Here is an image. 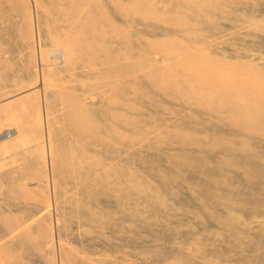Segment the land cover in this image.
I'll return each mask as SVG.
<instances>
[{
  "label": "rangeland",
  "instance_id": "obj_1",
  "mask_svg": "<svg viewBox=\"0 0 264 264\" xmlns=\"http://www.w3.org/2000/svg\"><path fill=\"white\" fill-rule=\"evenodd\" d=\"M23 1L25 3H23ZM27 1L28 0H0V99L2 100L0 101L2 102V108L5 105L3 109L6 108V104H8L9 101L15 103L14 107L18 108L14 109L12 107H8L9 112L7 109H5V111L7 110L8 113H4V111H2V109L0 108V124L4 126L7 125L9 127L24 126V133L27 134L25 136V134L23 133V137L21 136V142L20 139H18L14 144V146H16V149L14 146H12L9 154L4 153L3 150H0V160L2 158L1 156H3L4 154H6L5 159H8L7 162L0 164V224L3 225V227L19 226V228H17V230L19 231H16V233L15 231L14 233L11 232L12 235H10V232H6L7 234H5L4 237L0 239L2 241L0 242V261L3 264H52L55 261L56 262L53 264H61V260L64 261V264H212V262L216 260V257L211 252V250L217 249L219 251L223 250L221 251L223 252L221 254L222 257L221 255H219V253L217 254V257L219 255V260H222L223 262H221V264H254L255 261L259 262L260 257H262V259L260 260L261 263L259 264H264V102L261 101V104L257 102L258 106H256V102L254 103L255 97H253V95L255 94V89L258 91L260 90L261 92L263 91L262 93H264V77H262V80L261 78H257L260 77V74L263 76L262 73L264 72L261 71L262 73H260L259 76L256 75V79L252 80V78L254 77L249 72L250 69H245L246 67L243 68L244 66L242 67V69H240L242 66H240V64H235V66H233L234 64L229 65L222 60H216L215 57L212 56L208 51H202V53L201 51L199 52L198 50H196V48L199 47L200 44L203 45L207 42L206 44H204L205 46H207L210 40L211 42H209V45H214L217 42L216 39L218 38L223 39V42H225L226 37H228L229 35L230 38H227L228 43L237 36L235 41L233 40L237 45L245 44V39L246 41H250L251 38H254L255 35L257 36V38L259 37L262 40V38H264V30H262L260 26L253 25V27L255 26L254 28L252 27V25L249 27L250 24L247 26L248 23H245L246 21L243 20V17L245 18V15L247 16L248 14L252 13V8L254 9L256 7L258 8V11H260L261 7L264 8V0H216L217 3L215 0H207L209 1V3L206 0H202L203 3L205 1V4H202L201 0H198L199 2L197 0H189V2L193 1V4L187 3L188 0H182L186 2V5L185 2L182 3L181 0H169V2L171 1V4H168V0H146V2L145 0H118L119 2L116 0L117 3L114 0L116 4L111 3L110 0L108 2H106L107 0H104V3H102V0H36V2L38 1L37 3H34V0H29L30 3ZM157 1H159V3H157ZM164 1L165 5L166 3L168 4L166 5L168 8L163 5ZM218 1H220V3ZM109 2L111 3V5ZM197 2L198 4L201 3L200 5L204 6H199L200 12H197L198 9L196 10L194 8L198 7V4H196ZM32 3L33 5H31ZM106 3H109V5L107 6ZM23 4L27 5L26 7H28V5L29 7L33 6L30 14L31 16H28L29 18H32L33 16L31 20L26 19L27 16L25 15V13L27 11L26 14L29 15V7L27 9ZM187 4H190L189 6H193L192 8L194 9L185 7L187 6ZM207 4L210 5L206 6ZM211 4L215 5L212 7ZM259 4L261 7L259 6ZM161 5L163 6V8H161ZM179 5H182L184 7V10L188 8L187 11H184L183 7ZM178 6L181 7V9H179ZM235 6L240 7L239 9H236L234 8ZM174 7H176V9H179L178 11L180 14L176 9H174ZM232 7L236 11L232 10ZM165 8L167 9L164 10ZM214 8L217 9L215 10ZM24 9L27 10L25 11ZM229 9L232 11H229ZM173 10H176L175 12L177 13V15L176 13H171V11ZM180 10L183 13H181ZM188 10L190 11V14H186ZM35 11L37 12L35 13ZM247 11L250 12L247 13ZM165 13L166 15H163ZM243 13L244 16L241 15ZM255 13L253 12V16L251 15V17L249 18H259L261 16L264 17V13L260 12V14L259 12H257L260 14H257V16L255 15ZM239 14L241 15V20L238 16ZM181 16L186 17L183 18V23L181 22ZM126 19H128L129 21H127L130 22L129 26H127L128 22H126ZM188 20L190 21V23H188ZM31 21H33V23ZM112 21L113 23L117 22L115 23L116 26H114ZM29 23L31 26L35 25L34 28L36 30H30L33 28V26L31 27ZM217 23H219L218 26L221 30L222 26L226 28V30L224 29L225 33L224 31H219L220 29L217 30ZM234 24L236 26H234ZM66 25H69V27L73 26L75 29H73V27L69 28ZM124 25L129 28H125ZM188 25H190L189 28ZM191 25L193 26V28L191 27ZM122 26L124 28H122ZM241 26L247 27H244V30V28ZM251 27L252 29H250ZM83 29L85 32L83 31V34L80 35V31H82ZM234 29L235 31H233ZM74 30H77L79 34L78 36L77 32L75 31L76 36L78 37H74L76 39L78 38V42L82 40V45L80 44V42V46L78 45L80 49H77L78 54L76 55V58H73L71 60L72 63L70 62L68 65H65V67H67L66 69L68 70H66L64 66L61 68H57V70L55 68H52L51 70L54 72L60 71V69L62 70L63 68V70H65L64 72L62 71V73H60L61 71L58 72L60 75L57 74V72L55 73V75L52 74L53 78L50 75L51 70L47 71L48 73L44 71L47 73L44 74L49 76V82L47 81L48 79L45 80L48 85H43L46 89L44 87L43 89H41L39 86H33L31 88V85L34 82H29L34 80V76H32L33 56L30 49V47L32 48L33 46V37H36V39L41 37L40 40L38 39V43L40 42V45L44 48V46H50L49 41L51 43V38L49 39V37H51V34L54 36L56 34H60L61 36L65 33V36L67 32V36L72 37L75 34ZM166 30L170 33H178L181 36L174 33V38L176 41L171 38L172 40H169V42L168 39H165V32H167ZM185 30L187 32L190 31L191 34L190 32L187 33ZM30 31L34 32L33 34L35 36H32ZM228 32H230V34ZM157 33L160 34L158 35ZM140 34L143 35V38L140 37ZM245 34H249V36L246 37ZM29 35L31 36V38ZM162 36L164 38H161ZM176 36L181 38L182 40H179ZM222 36L224 38H220ZM149 37L154 41H156L157 39V41L155 42L156 44L149 45L146 41V39ZM239 37L244 38V41H239ZM206 38L208 39V41ZM259 38L253 40L255 41L256 45H262ZM163 39H165L167 42ZM212 40H216V42H213ZM227 41L223 46L230 49L229 47H227ZM34 42V45H36V40ZM176 42L180 44L178 45ZM192 42L194 43V45ZM212 42L214 44H211ZM41 43H44V46ZM186 43L190 46L188 47ZM89 44L91 45L89 46ZM230 44H228V46H230ZM173 45H175V47ZM164 47L166 48L165 52H163ZM106 49L107 52L105 51ZM159 49L162 50V53L159 52ZM167 49L171 52H166ZM29 50L31 53L29 52ZM113 51L115 52L113 53ZM206 52L209 55H207ZM185 53L188 55H186ZM110 56H112V58ZM126 56L128 62L126 61ZM162 56H164L165 59L168 58L167 62L169 63L165 65L166 67L164 66L165 70L162 69V71H157V66L154 65V63L158 60V57L163 58ZM180 58L184 59L181 60ZM28 59L29 61L31 60L30 62L32 63H30ZM109 60H111L112 63H108ZM207 60L209 61V63L207 62ZM212 60L214 61V63ZM101 61H104L105 63H102ZM113 61H116V64H114L115 62L113 63ZM215 61L219 62L220 65L224 63L223 66H221L223 67L222 69L225 70H223L224 72L222 70H219L221 69V67L219 63ZM179 62H181V64ZM186 62L188 65L186 64ZM259 62H261V65L264 66V60H258V62L256 60V64L254 65L256 66V69L260 68V65L257 66ZM215 63H217V65H215ZM30 64H32V66H30ZM101 64H103L104 66H102ZM110 64H112L113 67L116 66L114 67L115 69H112V71L108 70L112 66ZM182 64H186V66H183ZM117 65H121L122 67H118ZM202 65L203 67L205 65L204 69H202ZM207 65L213 67H209ZM225 66L229 67L227 68ZM30 68L32 70H30ZM117 68L118 70L119 68L121 69L122 74H124L122 71H127V77L125 75H123L125 76L123 77L122 74L120 76V73L116 72ZM53 69H55L56 71ZM191 69H193L195 72ZM210 69L211 71H209ZM231 69H235V74L233 73V70L231 71ZM261 69L263 70V67H261ZM186 70L190 73H188ZM203 70H207V72ZM214 70H219V72L222 71L223 73L221 72V74L222 76H225H223L225 80L223 77L217 76L218 71ZM241 70L243 71L241 72ZM244 70H247L252 78L251 76L247 77L248 72L246 71V73ZM110 71L115 75L119 74L118 76L120 77H115L114 80L112 78L113 74L111 75ZM158 72H160V74H158ZM172 72L173 76L171 74ZM204 72L207 76L202 75L204 74ZM252 72L256 71L253 70ZM83 73L85 75L87 74V76H85ZM106 73L107 77L104 75ZM197 73L198 75L200 74L199 76L200 78L202 77L201 79H197L199 78V76L196 75ZM82 74L85 76L84 78H82ZM187 74H189L188 76L191 79L187 76ZM50 76L52 81L50 79ZM192 76L194 79H192ZM96 77H98V79ZM195 78L197 81H195ZM85 79H87L88 82ZM92 79H96L97 81L93 82ZM215 79H217V82L215 81ZM219 79L227 84H229L231 80V83L229 85L232 84V86L226 87L227 84H224L222 82L225 85V87H223L224 85L220 82ZM257 79L261 82H259ZM109 80H112V82H115L114 84L117 85L108 86L112 84ZM208 80H211L210 82H212L210 83V88L212 89H209V87H207L209 86ZM82 81L85 85L81 83ZM122 81L124 84L126 81H128V83L130 82V87L128 90L130 92L129 94H132L131 96L129 95L131 99V108L129 106H127V108H124L127 110L128 108H130V111H126L129 113L127 114V118L126 115H124L125 110L122 109L124 107L123 104H125L124 101L126 98L124 96L126 91L125 93L123 91L127 90V86H125L127 85V83L124 85L122 84ZM213 82H220L219 84H222L223 86L221 87V85H217ZM239 82L240 84H242V86L238 84ZM243 82L247 87L243 85ZM166 84L168 85V87ZM212 84L214 85L215 89H213ZM251 84H253L252 87ZM259 84L260 86H258ZM28 85L30 87H28L29 89L27 91L26 86ZM203 85L205 88L203 87ZM219 86L220 88L216 89ZM35 87L37 91L42 90L40 93L41 95H38L43 97L45 101L47 100V98L48 100H50V104L47 103L48 101L46 102L47 104L44 103L46 105L45 108L48 110H46V113H48L47 116H50V119L48 118V122L51 123H48V132L50 131L49 134L53 133V136H51L49 139H52L50 141L56 148V153L54 152L56 155V159H54V161H56V163L53 162V166L55 165V168L52 166L51 174H49L50 177L48 175V171L45 174L46 177H48L47 183L50 179V184H48L50 192L45 185L43 186L39 183L43 179V181H45L46 177L44 173L42 174L43 171H40L41 166L39 164V156H37L38 154L36 150L33 151L34 149H32L34 148L36 141L39 140L41 132V129L38 125H36L37 123L35 122L37 121V116L33 113L35 111L34 109L37 107V102L33 98L34 103L32 102V104L34 105L32 106H34V108L31 110L34 111L30 115L28 114L29 111H27L26 113L23 108V110L21 111V107L19 108V106L22 105H19V101L21 100L20 98L27 96L26 92H29V95L33 94H30V92L35 91L33 90V88L35 89ZM112 87L113 90H111ZM114 87H117V90ZM250 87L252 90H254L252 91L254 92L252 96L249 95L252 93L251 90H249ZM257 87H259V89H257ZM21 88L26 91L20 90ZM244 88L246 89L244 90ZM114 89L116 91H114ZM237 89H239L240 91L248 90L251 93L248 92L249 94L246 93V96H243L239 90L238 94ZM106 90L109 93H107ZM190 90L192 91L190 92ZM203 90H205L206 94ZM13 91L14 94L17 92L15 96H12ZM221 91H223L225 95L227 94L226 92H230V94L237 92V95H235V98H233V95L232 101L230 98H226L223 92V95H221ZM260 91L259 94H262L260 93ZM9 92H12V94L7 95V97L5 93ZM86 93L89 96L91 95L96 102L94 100H91L93 103H95V106L92 104V106L89 105V110L88 108L86 110L87 112H89L83 118L82 114L84 113H80V109L84 104H80L78 102H82L81 98H84V94L87 97ZM113 93H116L115 96L118 98H115V100H117L116 103L115 101H113V104H111V101L114 99ZM189 93H191L192 95ZM198 93L201 95L198 96ZM22 94L24 95L21 96ZM210 94H212V98L210 97ZM214 94L217 97L214 96ZM230 94H227L226 96L231 97ZM240 94L242 96H240ZM45 95L46 97H44ZM110 95L113 99H109L111 98ZM40 96H38L39 100L42 99ZM64 96L65 98H63ZM204 96L208 98V101L204 98ZM243 97H245V101H243ZM246 97H248L249 99L248 102ZM17 98L18 101L16 102ZM215 98H219L218 100H222V103L220 104V101H217V99ZM228 99L230 101H228ZM250 99H252L253 101ZM13 100L15 101L13 102ZM234 100L236 101V103ZM17 103L18 106L16 107ZM104 103L105 105H103ZM163 103L165 105H163ZM219 105H222L221 108L223 107L224 109H221ZM255 108H257V110ZM13 109L15 110L14 113L11 111ZM113 109L114 113L112 112ZM218 109L219 111L217 112L216 110ZM119 110H124V112L122 111L123 114H121ZM255 110L256 113L254 112ZM116 111H118L117 113L120 114H117ZM10 112H12V115ZM75 112L78 116L81 115L79 116L80 119L77 117ZM94 112L97 114V116H94L96 115ZM34 115L36 116V118ZM87 117L91 119L89 120ZM148 117H152V120L155 118V120L153 121L156 122L158 121L157 119H159L160 122L158 121V125L159 127L162 125V128H159L158 125H154L155 122H153V124L152 122H149L151 120H148ZM84 119L86 120V122H88L85 123ZM134 119L137 120L135 121ZM175 119H179V121L182 119V121H180L183 126L182 129H184L185 132L191 129L189 130L190 135H188V132L185 135L184 131L182 133L181 130V135H178L179 131H176V128H168V126H173L177 122ZM32 121H34V123ZM29 122L30 124L32 122L35 126L32 124L30 125ZM165 122L168 123L166 124ZM195 123H197L199 126L197 124L194 125ZM208 123H214V125H211L209 127L210 124ZM149 124L152 125H150V128L148 126ZM192 124L196 128L194 126L190 127V125L192 126ZM200 124H202L203 127H201ZM185 125L187 130L185 129ZM156 126L158 127V129L156 128ZM214 126L216 129H218V132L216 131V133H213ZM208 130H210V132ZM229 130H234L236 133L230 134ZM205 131H207L208 133H205ZM126 132L127 136L125 135ZM196 132L199 133V136L195 135ZM201 132H204V136L205 134H207V138H202V135H200ZM214 134L218 135L217 138H215L216 136ZM33 135L36 138H34ZM234 135L238 136V138L235 139V137H232ZM221 138L222 140H220ZM225 140H228L235 145L230 144ZM30 141L31 143H33L31 145L33 146L32 148L31 146H29L31 144ZM18 142L19 144H17ZM225 142L229 145L227 146ZM96 146L98 148H96ZM29 147L32 149L31 152H35V156H33V154L32 156L29 155L31 153ZM81 147L84 149H82ZM84 150L90 154L89 158L88 155H86L88 153H85ZM27 151H29L30 153H27ZM82 151H84L85 154ZM185 151L188 155L186 156L185 153L184 157L183 153ZM13 152L18 155L14 154ZM24 152L26 154H24ZM112 152L115 153L111 155ZM171 153H173V155ZM93 154H97V158L105 161L107 165L111 162L110 160H112V163L114 162V165L116 167L112 163L110 164V166L112 165L111 168L110 166L108 168V166L106 165V163L104 164V162L102 165V161H100L99 159H95L96 155L95 158H91ZM115 154L118 159L122 157L121 159H119L120 164L118 163L119 160H116ZM126 154H128L127 159L125 157ZM165 154H171L170 158L169 156L168 158H165ZM190 154L192 156L195 155V157H192ZM199 154L209 155L210 157L208 159L209 161L207 163L205 162L208 167L213 170L211 174L208 173L209 176L204 177V175H202V173H205L206 170L203 171L202 168V164H204V162L201 161L202 164H200L199 159H197V157L200 156ZM14 155H16V158ZM180 155L182 156L180 157ZM189 155L190 157H188ZM99 156H101V158ZM32 157L35 159V162H33L34 159L32 160ZM113 157L118 164L113 160ZM160 157H162L163 159L158 166L157 158ZM182 157H184V159ZM225 157L227 158L224 160ZM5 159L4 161H6ZM183 162L185 164H183ZM153 163H156V165H154ZM104 165L107 167L105 168ZM126 167L128 168V170H126ZM131 169L132 171H134L133 173L132 171L130 172ZM159 170L162 172L160 173ZM168 170L172 171L169 172ZM37 171H39V173ZM126 171H129L130 173H132V175L129 172L126 173ZM39 174L41 176L44 175V177L38 179L41 177H39ZM52 174L56 176V180L54 178V175L52 176ZM156 174L159 175L158 177L162 175V178L164 179H159ZM127 175L129 176L128 178L130 180H127ZM166 175L173 176L175 178V181L173 183L169 182L167 178L168 176ZM190 175L191 179H189ZM261 177L262 179H260ZM181 178L185 179L189 183V185L188 183L187 185L186 183H183L184 186H181L179 188L177 186V183H179V180ZM212 178L213 180H215H212L211 182L210 179ZM128 181H130V183ZM168 182L170 183V185L167 184ZM34 183H36V185ZM152 183H155L156 185L154 184L153 186ZM164 183L168 186V189L165 188L166 186ZM205 184H207L208 188H210V192H208L209 196L205 195L202 192L206 189L204 186ZM31 185H35L36 187L39 185L43 189L41 191L45 192L44 196L42 194L43 192L40 193L36 190V188L34 190ZM159 185H161V187ZM192 185L195 190H192V188L190 187ZM158 187L161 188V192H159L160 189L159 191L157 190ZM236 187L237 189H234ZM171 188L172 190L171 192H169ZM55 192L56 196L54 194ZM48 193H51L50 196L52 195V197L50 198H53V201L55 202V210L53 209L52 211H50L52 213H50L52 217L48 215V213L43 211L45 210V195ZM183 193H185V195H190V199L193 198V200L197 204L194 203V205H192L191 203L190 205L189 201L186 202L185 199L187 198H183ZM41 194L42 196L40 197ZM200 194L203 195L206 199L203 200V197H201ZM43 197L44 199L42 200V203L40 199H42ZM208 198H212L213 201ZM56 199L58 201H56ZM207 199L209 201H207ZM216 199L218 200V202ZM195 205L200 206V209ZM17 212L19 213L17 217L18 219L15 218L16 216H14V219L13 217L11 219L10 216H13L12 213H15L14 215H17ZM42 212L45 213L41 215ZM233 212L242 213V219L240 218V222L242 223L240 232L233 229V227L228 224L230 223L228 215L229 213L232 214ZM39 214L41 215L40 217ZM35 216H38L39 220H36L38 218H36ZM58 217L61 220H59ZM6 219L11 220V222L14 220L12 222L13 224ZM42 220L53 222L52 226L54 238L52 239H55L56 242H53V240L50 243L51 237L47 239V237L50 235L46 236L47 231L42 230L40 227H38V221L41 222ZM225 220H228V223ZM55 221L58 224H56ZM219 221H222V223H220ZM223 222L225 223V225L223 224ZM20 225H22V227ZM37 228H39L38 231ZM39 231L41 232V235L38 234ZM18 232L20 234H18ZM157 238L159 239L157 240ZM45 239H47L49 242H47ZM60 241H63L64 246ZM10 242L11 244H9ZM65 242L67 244H65ZM48 243H53L56 248L54 249V246L49 247ZM1 244L7 246L8 248L2 246ZM16 244L19 245L17 249H15L16 247H14ZM238 244H240V247L232 248L234 249V251L230 250L232 245ZM22 245L24 246L23 248ZM3 247L5 252L3 251ZM70 247H73V250ZM6 248L10 251H7ZM243 249H245V251H243ZM51 250H53V252L54 250L56 251L53 253ZM15 251L17 252V254ZM9 252H12L11 254L18 255V258H20L17 259L16 255H13L12 257L11 254H8ZM18 253H20L21 255ZM86 253L87 255H84ZM4 257L6 258V260L4 259ZM48 258H50V260H48ZM65 258L67 259V261Z\"/></svg>",
  "mask_w": 264,
  "mask_h": 264
},
{
  "label": "bare ground",
  "instance_id": "obj_2",
  "mask_svg": "<svg viewBox=\"0 0 264 264\" xmlns=\"http://www.w3.org/2000/svg\"><path fill=\"white\" fill-rule=\"evenodd\" d=\"M30 1H31V0H30ZM30 1L28 0L27 2L30 3ZM102 1H103V2H102ZM102 1H100V2L104 3V0H102ZM108 1H109V0H107L106 2H108ZM112 1H113V2H112ZM112 1L110 0L111 3H115L116 0H115V1L112 0ZM117 1H118V0H117ZM117 1H116V3H117ZM128 1H129V0H128ZM134 1H135V0H134ZM136 1H138V0H136ZM148 1H149V0H148ZM152 1H154V0H152ZM155 1H156V0H155ZM171 1H172V0H171ZM171 1H170V2H171ZM181 1H182V0H181ZM186 1H187V0H186ZM197 1H198V0H197ZM201 1H202V0H201ZM206 1H207V0H206ZM215 1H216V0H215ZM220 1H221V0H220ZM220 1H218V2L220 3ZM27 2H26V3H27ZM35 2H36V0H34V3H35ZM37 2H38V1H37ZM37 2H36V3H37ZM110 2H109V3H110ZM118 2H119V1H118ZM120 2H122V1H120ZM145 2H146V0H145ZM161 2H162V1H161ZM170 2H169V0H168V4H169ZM179 2H180V1H179ZM183 2H185V1H182V3H183ZM192 2H193V1H192ZM192 2H189V0H188L187 3H192ZM198 2H199V1H198ZM198 2H197L196 4H198ZM207 2L209 3V1H207ZM212 2H213V1H212ZM229 2H230V1H229ZM23 3H25V2L23 1ZM29 3H28V4H29ZM109 3H108V4L106 3L107 6L109 5ZM111 3H110V5H111ZM116 3H115V4H116ZM124 3H125V2H124ZM150 3H151V2H150ZM152 3H153V2H152ZM155 3H156V2H155ZM157 3H159V1H157ZM176 3H177V2H176ZM201 3H202V4H205V1H204V3H203V1H202ZM201 3H200V4H201ZM210 3H211V2H210ZM213 3H214V2H213ZM216 3H217V1H216ZM72 4H73V3H72ZM168 4L166 3V5H168ZM170 4H171V3H170ZM192 4H193V3H192ZM192 4H191V5H192ZM200 4H198V7H197V8L194 7L196 10L198 9L197 12L199 11V6H203V5H200ZM23 5H25V4H23ZM31 5H33V3H32ZM31 5H30V6H31ZM100 5H101V4H100ZM103 5H104V4H103ZM123 5H124V4H123ZM152 5H153V4H152ZM163 5H164L165 7H167V6L165 5V1H164V4H163ZM177 5H178V4H177ZM177 5H175V6H177ZM185 5H186V2H185ZM185 5H184V6H185ZM189 5H190V4H189ZM189 5L187 4V6H185V7H188V8H189V7H190V8L193 7V6H189ZM194 5H195V4H194ZM209 5H210V4H209ZM209 5L207 4L206 6H209ZM211 5H212V7H213L215 4H211ZM219 5H220V4H219ZM234 5H235V4H234ZM26 6H27V5H25V7H26ZM148 6H149V5H148ZM161 6H162V5H161ZM161 6H159V7H161ZM179 6H182V5H179ZM179 6H178V7H179ZM216 6H217V5H216ZM259 6H260V4H259ZM28 7H29V5H28ZM28 7H26V8L28 9ZM32 7H33V6H32ZM32 7H29L30 10L28 9V11H29V15L26 14V13H27V11H26L27 9H26V10L24 9V10L26 11V13H25V15L27 16V18L25 17L26 19L31 20V19L33 18V16H32V18H31V17H30V18L28 17V16H31L30 14H31V11H32ZM105 7H106V6H105ZM169 7H170V6H169ZM182 7H183V6H182ZM203 7H204V6H203ZM210 7H211V6H210ZM221 7H222V6H221ZM239 7H240V6H239ZM239 7H236V6H235L234 8L239 9ZM254 7H255V5H254ZM260 7H261V6H260ZM103 8H104V7H103ZM147 8H148V7H147ZM161 8H163V6H162ZM167 8H168V7H167ZM167 8H165L164 10H166ZM188 8H187V9H188ZM194 8H192V9H194ZM201 8H202V7H201ZM234 8L232 7V10H235ZM255 8H256V7H255ZM255 8H254V9L252 8V13H253V12L255 13V11H256V13H255L256 16H257V14H259L260 12H261V13H264V8H263V7H261L260 11H258V8H256V9H255ZM35 9H36V8H35ZM150 9H151V8H150ZM171 9H172V8H171ZM174 9H176V7H174ZM179 9H181V7H179ZM179 9H176V10L178 11ZM187 9H185V10L187 11ZM209 9H210V8H209ZM214 9L216 10L217 8H214ZM147 10H148V9H147ZM147 10H146V11H147ZM151 10H152V9H151ZM176 10L171 11V13H172V12H173V13H176V12H175ZM183 10H184V7H183ZM185 10H184V11H185ZM190 10H191V9H190ZM211 10H212V9H211ZM232 10L229 9V11H232ZM71 11H72V10H71ZM180 11H181V10H180ZM227 11H228V10H227ZM229 11H228V12H229ZM235 11H236V10H235ZM262 11H263V12H262ZM33 12H34V11H33ZM36 12H37V11H35V13H36ZM142 12H143V11H142ZM159 12H160V11H159ZM166 12H167V11H166ZM191 12H192V11H191ZM199 12H200V11H199ZM205 12H206V11H205ZM228 12H227V13H228ZM248 12H250V11H247V13H248ZM257 12H259V13H257ZM35 13H34V14H35ZM73 13H74V12H73ZM155 13H156V12H155ZM173 13H172V14H173ZM178 13H179V11H178ZM181 13H183V12L181 11ZM184 13H185V12H184ZM188 13L190 14V11H189V10H188V12H187L186 14H188ZM193 13H194V10H193ZM237 13H238V12H237ZM252 13L248 14L247 16L245 15V18L243 17V16H244V13L241 14V15H243V16H242V17H243V20L246 21L245 23H248L247 26H248L249 24H250L249 27H250L251 25H252V27H253V25H255V26H260V27L262 28V30H264V17L261 16V17H259V18L254 17V18L250 19L249 17H251V15L253 16ZM261 13H260V14H261ZM153 14H154V13H153ZM157 14H158V13H157ZM179 14H180V13H179ZM179 14H178V15H179ZM260 14H259V15H260ZM32 15H33V14H32ZM105 15H107V14H105ZM155 15H156V14H155ZM160 15H161V14H160ZM163 15H166V13L163 14ZM176 15H177V13H176ZM181 15H182V14H181ZM184 15H185V14H184ZM230 15H231V14H230ZM241 15H240V14L238 15V16L240 17V20H241ZM249 15H250V16H249ZM263 15H264V14H263ZM36 16H37V15H36ZM78 16H79V15H78ZM153 16H154V15H153ZM161 16H162V15H161ZM168 16H169V15H168ZM179 16H180V15H179ZM238 16H237V17H238ZM37 17H38V16H37ZM103 17H104V16H103ZM214 17H215V16H214ZM70 18H71V17H70ZM153 18H154V17H153ZM181 18H182V21H181V22L183 23V18H186V17H185V16H184V17L181 16ZM230 18H231V16H230ZM26 19H25V20H26ZM37 19H38V18H37ZM76 19H78V18H76ZM81 19H82V18H81ZM158 19H159V18H158ZM166 19H167V18H166ZM166 19H165V20H166ZM169 19H170V18H169ZM177 19H178V18H177ZM179 19H180V18H179ZM71 20H73V19H71ZM71 20H70V21H71ZM111 20H113V19H111ZM127 20H128V19H126V22L129 21V20H128V21H127ZM149 20H150V19H149ZM211 20H213V19H211ZM172 21H173V20H172ZM177 21H178V20H177ZM188 21H189V20H188ZM217 21H219V20H217ZM26 22H27V21H26ZM28 22H29V21H28ZM31 22L33 23V21H31ZM31 22H30V23H31ZM35 22H36V21H35ZM71 22H72V21H71ZM241 22H242V21H241ZM30 23H29V25H30ZM32 23H31V24H32ZM36 23H37V22H36ZM112 23H113V21H112ZM115 23H117V22H114V23H113L114 26H116ZM129 23H130V22H128V25H127V26L130 25ZM176 23H177V22H176ZM188 23H190V21H189ZM193 23H194V22H193ZM195 23H196V22H195ZM92 24H93V23H92ZM29 25H28V26H29ZM36 25H37V24H36ZM73 25H75V24H73ZM77 25H78V24H77ZM77 25H76V26H77ZM117 25H118V24H117ZM137 25H138V24H137ZM182 25H183V24H182ZM194 25H195V24H194ZM198 25H200V24H198ZM218 25H219V23H217V28H218L217 30L220 29ZM30 26H31V25H30ZM32 26H33V25H32ZM32 26H31V27H32ZM66 26L69 27V25H66ZM76 26H75V27H76ZM124 26H125V25H124ZM127 26H125V28H129V27H127ZM133 26H134V25H133ZM189 26H190V25H188V28H189ZM196 26H197V25H196ZM202 26H203V25H202ZM234 26H236V25L234 24ZM247 26H246V27H247ZM255 26H254V27H255ZM26 27H27V26H26ZM34 27H35V25L33 26L32 29H30V28H29V29L32 30V31H34V29H35ZM36 27H37V26H36ZM70 27H71V26H70ZM70 27H69V28H70ZM72 27H73V26H72ZM72 27H71V28H72ZM117 27H118V26H117ZM149 27H150V26H149ZM178 27H180V26H178ZM182 27H184V26H182ZM191 27L193 28L192 25H191ZM198 27H199V26H198ZM220 27H221V26H220ZM241 27H243V26H241ZM241 27H240V28H241ZM244 27H245V26H244ZM244 27H243V28H244ZM246 27H245V28H246ZM249 27H248V28H249ZM252 27H251L250 29H252ZM254 27H253V28H254ZM76 28H77V27H76ZM80 28H82V27H80ZM89 28H90V27H89ZM122 28H124V27L122 26ZM221 28H222V30L220 29L219 31H221V32L224 31V33H225L226 28H224V26H222ZM245 28H244V30H245ZM37 29H38V28H37ZM67 29H68V28H67ZM73 29H75V28L73 27ZM77 29H78V28H77ZM120 29H121V28H120ZM224 29H225V30H224ZM35 30H36V29H35ZM64 30H65V29H64ZM70 30H71V29H70ZM152 30H153V29H152ZM32 31H30L31 34H32V36H35V35L33 34L34 32H32ZM62 31H63V30H62ZM75 31L77 32V30H74V33H75ZM78 31H79V30H78ZM83 31H84V29H83L82 31H80V35L83 34ZM91 31H92V30H91ZM123 31H124V29H123ZM126 31H127V30H126ZM166 31H167V30H166ZM185 31H186V30H185ZM195 31H196V30H195ZM195 31H193V32H195ZM197 31H198V30H197ZM233 31H235V29H234ZM259 31H260V30H259ZM28 32H29V31H28ZM60 32H61V31H60ZM72 32H73V31H72ZM81 32H82V33H81ZM84 32H85V31H84ZM93 32H94V31H93ZM135 32H136V31H135ZM153 32H154V31H153ZM156 32H157V31H156ZM172 32H173V31H172ZM186 32H187V31H186ZM189 32H190V31H189ZM189 32H187V33H189ZM202 32H203V31H202ZM202 32H200V33H202ZM205 32H206V31H205ZM36 33H37V32H36ZM128 33H130V32H128ZM138 33H139V32H138ZM165 33H166V34H165V39H168V41H169V40H172L171 38H173V40H175V38H174L175 34H176V35H180V34L175 33V32H174L175 34H174V33H170L169 31H167V32H165ZM200 33H199V35H200ZM207 33H208V32H207ZM219 33H220V32H219ZM228 33L230 34V32H228ZM248 33H250V32H248ZM37 34H39V33H37ZM37 34H36V35H37ZM47 34H48V33H47ZM64 34H65V33H64ZM64 34H62L61 36H60V34H59V35L56 34L55 36L51 34V37H49V39L51 38V39H50V40H51V43H50V41H49V44H50L49 47H48V46L46 47V46L43 45L44 43H41V44L44 46V48L40 45V42L38 43V41L40 40L41 37H40V38H37V39H36V37H35V38L33 37V39H34V40H32V41H33V42H32L33 46H32V48L30 47L32 53H31L30 50H29V52H30V53L32 54V56H33V60H32V61H33V67H32V69H33V71H32L33 73H32V74H33V75H32V76H34V80L29 81V82H31V83H32L33 81H34V82H33L32 85H31V83H30L31 88H32L33 86H39L41 89H43V87H44L43 85H44V84H47V82H45V80L48 79L47 81L49 82V76L46 75V74L48 73L47 71H50L52 68H55V69L57 70V68H61V67H63V66H64V68L66 69L67 67H65V65H66V64L68 65V64L71 62V60H72L73 58H76V55L78 54V53H77V49L79 48L78 45H79L80 42H81L80 44L82 45V40L79 39L80 41L78 42V40H77L78 38L76 39V38L74 37V36H76V33H75L72 37H71V36H70V37L67 36V32H66V35H65V36H64ZM84 34H85V33H84ZM133 34H134V33H133ZM154 34H155V33H154ZM157 34L159 35L160 33H157ZM190 34H191V32H190ZM205 34H206V33H205ZM39 35H40V34H39ZM57 35H58V36H57ZM70 35H71V34H70ZM77 35L79 36L78 32H77ZM126 35H127V34H126ZM140 35H141V34H140ZM202 35H203V34H202ZM223 35H224V34H223ZM231 35H232V34H231ZM29 36H30V35H29ZM47 36H48V35H47ZM78 36H76V37H78ZM142 36H143V35H141L140 37H142ZM180 36H181V35H180ZM186 36H188V35H186ZM192 36H193V35H192ZM192 36H190V37H192ZM194 36H195V35H194ZM216 36H217V35H216ZM225 36H226V35H225ZM229 36H230V35H229ZM229 36H228V37H229ZM245 36L248 37L249 34H247V35L245 34ZM250 36H253V35H250ZM255 36H256V35H255ZM255 36H254V38L252 37L253 40L255 39ZM138 37H139V36H138ZM147 37H148V36H147ZM176 37H177V36H176ZM228 37H226V41H227V38H228ZM30 38H31V36H30ZM84 38H85V37H84ZM130 38H131V37H130ZM142 38H143V37H142ZM161 38H164V37L162 36ZM177 38H178L179 40H182V39L179 38V37H177ZM183 38H184V37H183ZM220 38H224V37L222 36V37H220ZM229 38H230V37H229ZM236 38H237V36L234 37V39H232V41H230L229 43H228V41H227L228 44H230V43L232 42V43H231L232 45L230 44V46H228V44H227V47H229L230 49L225 48V47L223 46L224 44H226V43H225L226 41L223 42V39H219V38H218L219 40L216 39L217 42H216V40H214V41L212 40L213 42H216L217 44H216V43L214 44L213 42L211 43V44H214V45H216V46H214V45H209V42H211V40H210V41L208 42V45H207V46L204 45V44H206L207 42H206V43L203 42V43H204V44H203L204 46H203L202 44H200V46L198 45L199 47H197L196 50H198L199 52H200V51H201V52H202V51H208L212 56L215 57L216 60H218V59H219L218 61H221V60H222L223 62L228 63L229 65L234 64L233 66H235V64H236V65L240 64V66L242 65L240 69H242L243 66H244L243 68L246 67L245 69H247V68H248V70L250 69L249 72L251 73V75H253L254 78H252V76L249 75V72L246 70V71L248 72V75H249V76L247 75V77H250V76H251L252 80H254V79H256V75L259 76V74L262 73L261 71L264 72V66L261 65V62H259V63L257 64V66L260 65V68H257V69H256V68H255L256 66H254V65L256 64V63H255L256 60H257V62H258V60H259V61H260V60H262V61L264 60V52H263V51H264V38H262V40H261V38L258 37L259 40H260V43H262V45H256V44H255V41H253L252 38H251L250 41L247 40L248 42H247L246 39H245V44L237 45L236 43H234V41H235ZM239 38H240L239 41H241V40L244 41V40H243L244 38H242V37H239ZM249 38H250V37H249ZM258 38H257V36H256V39H258ZM38 39H39V40H38ZM159 39H160V38H159ZM165 39H163V40L166 41ZM178 39H177V40H178ZM196 39H197V38H196ZM206 39H207V38H206ZM209 39H210V38H209ZM256 39H255V40H256ZM35 40H36V45H34V44H35V42H34ZM197 40H198V39H197ZM202 40H203V39H202ZM221 40H222V41H221ZM233 40H234V41H233ZM88 41H89V40H88ZM93 41H94V40H93ZM144 41H145V40H144ZM146 41H147V43H148L149 45H150V44L154 45V44H156L155 42L157 41V39H156V41H154V40H152V38L149 37V38L146 39ZM159 41H161V40H159ZM159 41H158V42H159ZM164 41H163V42H164ZM175 41H176V40H175ZM191 41H192V40H191ZM207 41H208V39H207ZM261 41H262V42H261ZM41 42H42V40H41ZM158 42H157V43H158ZM166 42H167V41H166ZM169 42H170V41H169ZM179 42H180V41H179ZM193 42H194V41H193ZM193 42H192V43H193ZM90 43H91V42H90ZM100 43H101V42H100ZM176 43H177V42H176ZM176 43H175V44H176ZM180 43H181V42H180ZM180 43H179V44H180ZM187 43H188V42H187ZM187 43H186V44H187ZM194 43H195V42H194ZM194 43H193V45H194ZM85 44H86V43H85ZM96 44H97V43H96ZM103 44H104V43H103ZM134 44H135V43H134ZM167 44H168V43H167ZM172 44H173V43H172ZM177 44H178V43H177ZM179 44H178V45H179ZM197 44H198V43H197ZM90 45H91V44H89V46H90ZM98 45H99V44H98ZM149 45H148V46H149ZM161 45H162V44H161ZM161 45H160V46H161ZM170 45H171V44H170ZM193 45H192V46H193ZM79 46H80V45H79ZM89 46H88V47H89ZM103 46H105V45H103ZM107 46H109V45H107ZM160 46H159V47H160ZM163 46H164V45H163ZM165 46H166V45H165ZM168 46H169V45H168ZM173 46L175 47V45H173ZM176 46H177V45H176ZM182 46H183V44H182ZM187 46L189 47L190 45L187 44ZM196 46H197V45H196ZM161 47H162V46H161ZM177 47H178V46H177ZM102 48H104V47H102ZM107 48H108V47H107ZM79 49H80V48H79ZM98 49H99V48H98ZM119 49H120V48H119ZM124 49H125V48H124ZM165 49H166V48L164 47V49H163L164 51H163V52H165ZM172 49H173V48H172ZM172 49H171V50H172ZM181 49H182V48H181ZM183 49H184V48H183ZM189 49H190V48H189ZM25 50H26V49H25ZM108 50H109V49H108ZM142 50H143V49H142ZM146 50H147V49H146ZM153 50H154V49H153ZM186 50H187V47H186ZM191 50H192V49H191ZM191 50H189V51H191ZM79 51H80V50H79ZM102 51H103V50H102ZM105 51L107 52V49H106ZM139 51H140V50H139ZM157 51H158V50H157ZM161 51H162V50L159 49V52H161ZM169 51H170V50L167 49L166 52H169ZM179 51H180V50H179ZM179 51H178V52H179ZM81 52H82V51H81ZM114 52H115V51H113V53H114ZM129 52H130V51H129ZM137 52H138V51H137ZM170 52H171V51H170ZM170 52H169V53H170ZM119 53H120V52H119ZM161 53H162V52H161ZM172 53H173V52H172ZM196 53H197V52H196ZM202 53H203V52H202ZM31 54H30V55H31ZM121 54H122V52H121ZM125 54H126V52H125ZM174 54H175V52H174ZM183 54H184V53H183ZM185 54H186V53H185ZM206 54H207V52H206ZM108 55H110V54H108ZM168 55H169V54H168ZM176 55H178V54H176ZM186 55H188V54H186ZM207 55H209V54H207ZM28 56H29V55H28ZM78 56H79V55H78ZM78 56H77V57H78ZM127 56H128V55H127ZM127 56H126V61H127ZM155 56H157V55H155ZM166 56H167V55H166ZM178 56H180V55H178ZM183 56H184V55H183ZM30 57H31V56H30ZM110 57L112 58V56H110ZM162 57H163V58H161V57L159 58V57H158V58H157L158 60L154 63V65L157 66V68H156L157 71H162V69H164V66L167 65V63H169V62H167V59H168V58L165 59L164 56H162ZM168 57H169V56H168ZM176 57H177V56H176ZM205 57H206V55H205ZM209 57H210V56H209ZM214 57H213V58H214ZM31 58H32V57H31ZM137 58H138V56H137ZM137 58H136V59H137ZM170 58H171V56H170ZM181 58H182V57H181ZM181 58H180V59H181ZM196 58H197V57H196ZM213 58H209V59H213ZM220 58H221V59H220ZM140 59H141V58H140ZM142 59H143V58H142ZM178 59H179V58H178ZM183 59H184V58H183ZM183 59H181V60H183ZM185 59H186V57H185ZM187 59H188V58H187ZM206 59H207V58H206ZM209 59H208V60H209ZM215 59H214V60H215ZM129 60H130V59H129ZM138 60H139V59H138ZM138 60H137V62H138ZM190 60H191V58H190ZM190 60H189V62H190ZM193 60H195V59H193ZM208 60H207V62L209 63L210 60H209V61H208ZM28 61H29V59H28ZM30 61H31V60H30ZM30 61H29V62H30ZM123 61H124V60H123ZM212 61H213V60H212ZM101 62H102V61H101ZM106 62H107V61H106ZM114 62H115V63H114ZM127 62H128V61H127ZM187 62H188V61H187ZM187 62H186V64H187ZM215 62H217V61H215ZM30 63H32V62H30ZM71 63H72V62H71ZM102 63H105V62L103 61ZM108 63H112L111 60H109ZM108 63H107V64H108ZM113 63L116 64V61H113ZM179 63L181 64V62H179ZM182 63H183V62H182ZM191 63H192V62H191ZM191 63H190V64H191ZM213 63H214V61H213ZM217 63H219V62H217ZM217 63H215V65H217ZM121 64H122V62H121ZM141 64H142V63H141ZM186 64H184V65L186 66ZM223 64H224V63H222V65H220V63H219L220 67L223 66ZM262 64H263V63H262ZM28 65H29V64H28ZM70 65H72V64H70ZM101 65L104 66L103 64H101ZM110 65H112V64H110ZM168 65H169V64H168ZM173 65H174V64H173ZM182 65H183V64H182ZM184 65H183V66H184ZM187 65H188V64H187ZM199 65H200V64H199ZM225 65H226V64H225ZM30 66H32V64H30ZM96 66H97V65H96ZM117 66H118V65H117ZM119 66H121V65H119ZM119 66H118V67H119ZM178 66H179V65H178ZM207 66H209V65H207ZM233 66H232V68H233ZM98 67H99V66H98ZM105 67H106V66H105ZM108 67H110V66H108ZM114 67H116V66H114ZM114 67H113V65H112V66L110 67V69H108V68H107V69L112 71V69H113ZM121 67H122V66H121ZM123 67H124V66H123ZM125 67H126V66H125ZM128 67H129V66H128ZM138 67H139V66H138ZM146 67H147V66H146ZM165 67H166V66H165ZM172 67H173V66H172ZM187 67H188V66H187ZM202 67H203V65H202ZM204 67H205V65H204ZM204 67H203L202 69H204ZM209 67H213V66H209ZM215 67H216V66H215ZM225 67H227V66H225ZM225 67H224V68H225ZM228 67H229V66H228ZM228 67H227V68H228ZM238 67H239V66H238ZM261 67H263V70L261 69ZM64 68H63V69H64ZM71 68H72V67H71ZM100 68H102V67H100ZM147 68H148V67H147ZM216 68H217V67H216ZM222 68H223V67H221V69H219V68H218V69L223 71L224 69H222ZM32 69L30 68V70H32ZM46 69H49V70H46ZM55 69H53V70H55ZM63 69H62V70L60 69L61 72H60V71H56V70H55V71L57 72V74H59L58 72L62 73V71H63V72L65 71V70H63ZM87 69H88V68H87ZM114 69H115V68H114ZM181 69H183V68H181ZM184 69H185V68H184ZM186 69H187V68H186ZM202 69H200V70H202ZM205 69H206V68H205ZM213 69H215V68H213ZM225 69H226V68H225ZM251 69H252V70H251ZM255 69H256V70H255ZM259 69H261V70H259ZM66 70H68V69H66ZM69 70H70V68H69ZM96 70H97V69H96ZM98 70H99V69H98ZM124 70H125V69H124ZM127 70H129V69H127ZM146 70H147V69H146ZM146 70H145V71H146ZM164 70H165V69H164ZM188 70H190V69H188ZM191 70H193V69H191ZM195 70H196V69H195ZM200 70H199V71H200ZM219 70H214V71H218V73L221 74L222 71L219 72ZM227 70H228V69H227ZM232 70L234 71L233 73L235 74V69H231V71H232ZM253 70L256 71L257 73H256V72H252ZM44 71H46L47 73L44 72ZM92 71H93V70H92ZM111 71H110V73H111ZM113 71H114V70H113ZM131 71H132V70H131ZM186 71H187V70H186ZM186 71H185V74H186ZM193 71H194V70H193ZM197 71H198V70H197ZM203 71H205V70H203ZM209 71H211V69H210ZM224 71H225V70H224ZM224 71H223V72H224ZM229 71H230V70H229ZM242 71H243V70H241V72H242ZM244 71H245V70H244ZM246 71H245V72H246ZM259 71H260V72H259ZM56 72H54V71L51 70V74H50V72H49V74L52 76V74L55 75ZM97 72H98V71H97ZM116 72H117V73H120V76H121L122 73H121V69H120V68H119V70H118V68H117V71H116ZM122 72L124 73V74H122V76H123V75L126 76V74L128 75V73H126L127 71H126V72L122 71ZM169 72H171V71H169ZM179 72H180V71H179ZM187 72L190 73L189 71H187ZM194 72H195V71H194ZM205 72H207V70H206ZM205 72H204V74H202V75H206ZM223 72H222V73H223ZM236 72H237V71H236ZM247 72H246V73H247ZM30 73H31V72H30ZM30 73H29V74H30ZM44 73H46V74H44ZM95 73H96V72H95ZM95 73H94V74H95ZM98 73H99V72H98ZM183 73H184V72H183ZM218 73H217V76H221V77L224 76V75L222 76V74L220 75V74H218ZM226 73H227V72H226ZM254 73H256V74H254ZM83 74H84V73H83ZM83 74H82V75H83ZM94 74H93V75H94ZM112 74H113V75H112ZM158 74H160V72H158ZM161 74H162V73H161ZM171 74H172V76H173V72H172ZM207 74H208V73H207ZM234 74H232V75H234ZM239 74H240V73H239ZM262 74H263V76L260 74V77H257V78H261V80H262V77H264V73H262ZM45 75H46V76H45ZM59 75H60V74H59ZM69 75H70V73H69ZM84 75H85V74H84ZM84 75L82 76V78H84L85 76H87V74H86L85 76H84ZM104 75L106 76L107 73L104 74ZM111 75L113 76V77H112L113 79H114L115 77H120V76H118L119 74H118V75H117V74L115 75L114 73H111ZM111 75H109V76H111ZM131 75H132V74H131ZM149 75H150V74H149ZM188 75H189V74H187V76H188ZM196 75H198V73H197ZM199 75H200V74H199ZM199 75H198V76H199ZM202 75H201V76H202ZM214 75H215V72H214ZM225 75H226V74H225ZM232 75H231V76H232ZM245 75H246V74H245ZM47 76H48V77H47ZM51 76H50V79H51ZM109 76H108V77H109ZM125 76H123V77H125ZM163 76H164V75H163ZM166 76H167V75H166ZM190 76H191V75H190ZM206 76H207V75H206ZM228 76H229V74H228ZM237 76H238V75H237ZM242 76H243V75H242ZM28 77H29V76H28ZM57 77H58V76H57ZM106 77H107V76H106ZM126 77H127V76H126ZM188 77H189V76H188ZM203 77H204V76H203ZM224 77H225V76H224ZM224 77H223V78H224ZM233 77H234V76H233ZM233 77H229V78H233ZM238 77H239V76H238ZM32 78H33V77H32ZM52 78H53V76H52ZM96 78L98 79V77H96ZM164 78H165V76H164ZM167 78H168V77H167ZM169 78H170V77H169ZM189 78H190V77H189ZM189 78H188V79H189ZM196 78H197V77H196ZM196 78H195V81H197ZM201 78H202V77H201ZM201 78H200V76H199V78H197V79H201ZM205 78H206V77H205ZM211 78H212V77H211ZM243 78H245V77H243ZM87 79H88V78H87ZM87 79H85V80L87 81ZM113 79H112V80H113ZM120 79H121V78H120ZM165 79H166V78H165ZM170 79H171V78H170ZM172 79H173V78H172ZM190 79H191V78H190ZM192 79H194L193 76H192ZM208 79H209V78H208ZM234 79H236V78H234ZM68 80H69V79H68ZM79 80H80V79H79ZM85 80H84V81H85ZM92 80H93V79H92ZM112 80H109L110 83H112V84H110V85L107 84L108 86H112V85H113V86H114V85L116 86V85H117V84H114L115 82H112ZM114 80H115V79H114ZM116 80H117V79H116ZM124 80H125V79H124ZM204 80H205V79H204ZM211 80H212V79H211ZM211 80H208V81H209V86H207V87H209V89H212V88H210V83H212V82H210ZM219 80H220L221 83L223 82L224 84H227V83H225L224 81H222L221 79H219ZM219 80H218V81H219ZM224 80H225V78H224ZM247 80H248V79H247ZM257 80H258V79H257ZM26 81H27V80H26ZM51 81H52V79H51ZM94 81H97V80L95 79V80H93V82H94ZM109 81H107V82H109ZM198 81H199V80H198ZM208 81H207V84H208ZM215 81L217 82V79H215ZM258 81H259V80H258ZM63 82H64V81H63ZM87 82H88V81H87ZM160 82H161V81H160ZM177 82H178V81H177ZM182 82H184V81H182ZM199 82H200V81H199ZM204 82H206V81H204ZM216 82H213V83H216ZM220 82H219V83H220ZM226 82H227V81H226ZM259 82H261V81H259ZM51 83H52V82H51ZM77 83H78V82H77ZM81 83L84 84L83 81H82ZM126 83H127V85H125ZM180 83H181V81H180ZM194 83H195V82H194ZM219 83H216V84H217V85H221V87L224 85L223 83H222L223 85H222V84H219ZM230 83H231V80H230L229 84H230ZM246 83H247V81H246ZM252 83H254V82H252ZM49 84H50V83H49ZM61 84H63V83H61ZM97 84H98V83H97ZM118 84H119V82H118ZM122 84H124L123 81H122ZM125 84H124V85L127 86V87H126L127 90H124V89H126V88L123 89V90H124V91H123L124 93H125V91H126V93H125V95H124L126 98H125V101H124V99H123V101L125 102V104H123L124 107H123L122 109H124L125 107L127 108V106H129V107L131 108V106H130V104H131V103H130L131 99H130V97H129V95H130L129 93H130V92H129V90H128L129 87H130V86H129V85H130V82L128 83V81H126ZM163 84H164V83H163ZM167 84H168V83H167ZM167 84H166V85H167ZM198 84H199V83H198ZM198 84H197V85H198ZM229 84H227L226 87H228V86H232V84H231V85H229ZM238 84H240V82H239ZM249 84H250V82H249ZM255 84H256V83H255ZM26 85H27V84H26ZM47 85H48V84H47ZM47 85H46V87H47ZM75 85H76V84H75ZM84 85H85V84H84ZM170 85H171V83H170ZM201 85H202V84H201ZM201 85H200V86H201ZM212 85H213V84H212ZM240 85L242 86V84H240ZM243 85H245V87H247L246 84H244V82H243ZM252 85H253V84H251V87H252ZM263 85H264V84H263ZM51 86H52V85H51ZM175 86H176V85H175ZM175 86H174V87H175ZM198 86H199V85H198ZM234 86H235V85H234ZM234 86H233V87H234ZM258 86H260V84H259ZM28 87H30V86H29V85L26 86L27 91H28V89H29ZM48 87H49V86H48ZM117 87H118V86H117ZM117 87H114V88L117 90ZM164 87H165V86H164ZM167 87H168V85H167ZM203 87H204V85H203ZM211 87H212V86H211ZM223 87H225V85H224ZM251 87H250L249 90H251V92H252V91H254V90H252ZM22 88H24V87H22ZM22 88H21L20 90H24V89H22ZM44 88H45V87H44ZM157 88H159V87H157ZM162 88H163V87H162ZM172 88H173V86H172ZM204 88H205V87H204ZM218 88H220V86L217 87L216 89H218ZM229 88H230V87H229ZM229 88H228V89H229ZM239 88H241V87H239ZM253 88H254V87H253ZM45 89H46V88H45ZM45 89H44V90H45ZM69 89H70V88H69ZM69 89H68V90H69ZM105 89H107V88H105ZM115 89H114V91H116ZM175 89H177V88H175ZM186 89H187V88H186ZM200 89H201V88H200ZM202 89H203V88H202ZM213 89H215V88H214V85H213ZM223 89H224V88H223ZM230 89H231V88H230ZM245 89H246V88H244V90H245ZM247 89H248V88H247ZM254 89H255V88H254ZM257 89H259V87H257ZM33 90H35V91L30 92V94L33 93V94H31V95H29V92H26L28 97H27V96H24L23 98H20V97H19V98L21 99V100L19 101V105L22 104L21 106H19V108L21 107V108H20V111L24 109L25 112L27 113V111L30 112V110L34 108V106H32V105H34V104H32V102H33L34 100L37 102V105H36L37 107L34 109L35 111H34V110H31V112H30V113L28 112V114L30 115L33 111H34L33 113L36 114L37 118H36V116L34 115L35 118L37 119V121H35V122L37 123L36 125H38L39 128L41 129V132H40V138H39L38 141H36V144L34 145V148H32L33 146H31V145L33 144V143H31V141H30L31 144H30L29 146H31V148L34 149L33 151L36 150V152H37V154H38L37 156H39L38 159H39V164H40V166H41L40 171H43L42 174L44 173V175H45V174L47 173V171H48V175H49V174H51V168H52V166H53V162L56 163V161H54V159H56V158H55V156H56V155H55V153H56V151H55L56 148L53 146V143H51V141H50V140H52V139H49L51 136H53V135H52L53 133H50V134H49L50 131L48 132V128H49L48 125L51 124V123L48 122V118H49L50 116H49V117L47 116L48 113H46V112H47L48 110L45 108L46 105L44 104V103H46L47 101H48L47 103L50 104V103H49L50 100H48V98H47V100L45 101V100L43 99V97L40 96V95H41L40 93H41L42 90H39V91H40V92H39V91L36 90V87H35V89L33 88ZM107 90H109V89H107ZM107 90H106V92H107ZM111 90H113V87H112ZM159 90H160V89H159ZM224 90H225V89H224ZM224 90H223V91H224ZM238 90H239V89H237V91H238ZM6 91H7V90H6ZM24 91H26V90H24ZM36 91H37L38 93H37ZM45 91H46V90H45ZM100 91H101V90H100ZM191 91H192V90H190V92H191ZM195 91H196V90H195ZM203 91H204V93H205V90H203ZM206 91H208V90H206ZM211 91H212V90H211ZM219 91H220V90H219ZM219 91H218V94H219ZM223 91H221V95H223V94H222ZM228 91H231V90H228ZM239 91H240V90H239ZM239 91H238V94H239ZM259 91H260V90H259ZM259 91L255 89V91H254L255 94H254V92L251 93V92L248 91V90H247V91H243V90H241L240 93H242L243 96H246V93H247V94L251 93V94H249V95H251V96L254 94V95H253V97H255V99H254V103L256 102V106H258L257 102H258V103H260L261 101L264 102V101H263V100H264V99H263V96H264L263 94H264V93H262L263 91H262V92L260 91V93H262V94H259ZM19 92H20V91H19ZM111 92H112V91H111ZM120 92H121V91H120ZM141 92H142V91H141ZM200 92H201V91H200ZM200 92H199V93H200ZM213 92H215V91H213ZM243 92H244L245 95L243 94ZM248 92H249V93H248ZM16 93H17V92H16ZM16 93H15V94H16ZM68 93H69V92H68ZM79 93H80V92H79ZM107 93H109V92H107ZM107 93H106V94H107ZM180 93H182V92H180ZM196 93H197V92H196ZM199 93H198V96L201 95V94H199ZM209 93H210V91H209ZM216 93H217V92H216ZM216 93H215V94H216ZM223 93H224V92H223ZM226 93H227V94H230V92H229V93L226 92ZM236 93H237V92H236ZM236 93L230 94L231 97H227V96H226L227 94L225 95V93H224V96H225L226 98H230V99L232 100L233 98H235V95H237ZM5 94H6V96H7V95H9V94H12V92H11V93H10V92H9V93H5ZM15 94H14V91H13L12 96H13V95L15 96ZM24 94H25V93H24ZM24 94H22L21 96H23ZM38 94H40V95H38ZM64 94H66V93H64ZM72 94H74V93H72ZM86 94H87V93H86ZM106 94H105V95H106ZM111 94H112V93H111ZM113 94H114V93H113ZM189 94H191V93H189ZM205 94H206V93H205ZM215 94H214V96L217 95V94H216V95H215ZM258 94H259V95H258ZM25 95H26V94H25ZM67 95H68V94H67ZM70 95H71V93H70ZM75 95H76V94H75ZM115 95H116V93L113 95V98H114V99H113L112 96L110 95L111 98H109V99H113V100L111 101V104H113V101H115V103H116V101H117V100H115V98L117 99L118 97H116ZM122 95H123V94H122ZM131 95H132V94H131ZM131 95H130V96H131ZM191 95H192V94H191ZM202 95H203V94H202ZM233 95H234V97H233ZM242 95L240 94V96H242ZM249 95H248V96H249ZM0 96H1V95H0ZM38 96H40L42 99L40 98L41 100H39V97H38ZM124 96H123V97H124ZM205 96H206V95H205ZM205 96H204V98L208 101V98H206ZM211 96H212V94H210V97H211ZM219 96H220V95H219ZM4 97H5V96H4ZM7 97H8V96H7ZM7 97H6V98H7ZM9 97H10V96H9ZM44 97H46V95H45ZM47 97H48V96H47ZM67 97H68V96H67ZM77 97H78V96H77ZM79 97H80V96H79ZM216 97H217V96H216ZM232 97H233V98H232ZM1 98H3V97H1ZM6 98H5V99H6ZM31 98H32V99H31ZM33 98H34V100H33ZM63 98H65V96H64ZM173 98H174V97H173ZM198 98H199V97H198ZM201 98H202V97H201ZM211 98H212V97H211ZM219 98H220V97H219ZM219 98H218V99H219ZM246 98H247V102H248L249 99H248V97H246ZM250 98H251V97H250ZM45 99H46V98H45ZM67 99H68V98H67ZM72 99H73V97H72ZM72 99H71V100H72ZM81 99H82V102L80 101V102H78V103H80V104H81V103L84 104V105L81 106L82 108L80 107V108L83 110V111H82V110L80 109V113H84V114H82V117L84 118L85 115H87V113L89 112V111H88V112L86 111L87 108H88V106L91 105V104H92V105L95 104V103H93L91 100H94V101H95V99H94L91 95L89 96L88 94H87V97H86V95L84 94V98H81ZM81 99H79V100H81ZM89 99H90V100H89ZM215 99H217V98H215ZM218 99H217V101H220V104H221V103H222V100H218ZM221 99H222V97H221ZM223 99H225V98H223ZM243 99H244L243 101H245V97H243ZM0 100H1V99H0ZM69 100H70V99H69ZM88 100H89L90 102H89ZM177 100H178V99H177ZM250 100H252V99H250ZM1 101H2V100H1ZM1 101H0V102H1ZM14 101H15V100H13V102H14ZM17 101H18V98L16 99V102H17ZM44 101H45V102H44ZM77 101H78V99H77ZM174 101H175V100H174ZM213 101H214V100H213ZM226 101H227V100H226ZM226 101H225V102H226ZM228 101H230V100L228 99ZM232 101H233V100H232ZM234 101H235V100H234ZM243 101H241V102H243ZM252 101H253V100H252ZM7 102H8V101H7ZM95 102H96V101H95ZM210 102H211V101H210ZM238 102H239V99H238ZM262 102H261V103H262ZM33 103H34V102H33ZM47 103H46V104H47ZM197 103H198V102H197ZM208 103H209V102H208ZM223 103H224V102H223ZM226 103H227V102H226ZM229 103H230V102H229ZM235 103H236V101H235ZM261 103H260V104H261ZM14 104H15V103H12L11 101H9V103L6 104V108H5V109H7L8 112H9L8 107H12V108H14V109H18V108H15V107H14ZM217 104H218V103H217ZM227 104H228V103H227ZM230 104H231V103H230ZM243 104H244V103H243ZM1 105H2V102L0 103V108L2 109V111H4V113H6L7 110L5 111V109H3L5 105L3 106V108H2ZM92 105H91V106H92ZM103 105H105V103H104ZM106 105H107V104H106ZM116 105H117V104H116ZM163 105H165V104L163 103ZM163 105H162V107H163ZM205 105H206V104H205ZM253 105H254V104H253ZM17 106H18V103L16 104V107H17ZM22 106H23V107H22ZM47 106H49V105H47ZM94 106H95V105H94ZM217 106H218V105H217ZM219 106H220V105H219ZM221 106H222V105H221ZM221 106H220V108H221ZM225 106H226V105H225ZM164 107H166V106H164ZM213 107H214V106H213ZM226 107H227V106H226ZM22 108H23V109H22ZM77 108H78V107H77ZM89 108H90V106H89ZM89 108H88V110H89ZM98 108H99V107H98ZM98 108H97V109H98ZM107 108H108V107H107ZM109 108H111V107H109ZM112 108H113V107H112ZM130 108H128L129 111H130ZM211 108H212V107H211ZM217 108H218V107H217ZM222 108H223V107H222ZM222 108H221V109H222ZM233 108H234V107H233ZM242 108H243V107H242ZM249 108H251V107H249ZM253 108H254V107H253ZM253 108H252V109H253ZM257 108H258V107H257ZM257 108H255V109L257 110ZM14 109L11 110L13 113H14V111H15ZM26 109H27V110H26ZM48 109H49V107H48ZM207 109H208V108H207ZM223 109H224V108H223ZM246 109H247V108H246ZM46 110H47V111H46ZM75 110H76V109H75ZM78 110H79V109H78ZM93 110H94V109H93ZM95 110H96V109H95ZM124 110H125V112H124ZM124 110H121V111L119 110V112H121V114H123V112H124V113H125L124 115H126V118H127V114H129V113L126 112V111H128V110H127V109H124ZM164 110H165V109H164ZM229 110H230V109H229ZM234 110H235V109H234ZM256 110L254 111L255 113H256ZM258 110H259V109H258ZM0 111H1V110H0ZM17 111H18V110H17ZM73 111H74V110H73ZM85 111H86V114H85ZM122 111H123V112H122ZM216 111L218 112L219 109L216 110ZM220 111H221V110H220ZM235 111H236V110H235ZM235 111H234V112H235ZM237 111H238V110H237ZM248 111H249V110H248ZM250 111H252V110H250ZM8 112H7V113H8ZM12 112H10L11 115H12ZM50 112H51V111H50ZM50 112H49V113H50ZM76 112H77V111H76ZM76 112H75V114L77 115ZM112 112L114 113V109H113ZM117 112H118V111H116V113H117ZM214 112H215V111H214ZM22 113H23V112H22ZM78 113H79V112H78ZM94 113H95V112H94ZM260 113H261V112H260ZM260 113H259V114H260ZM50 114H51V113H50ZM50 114H49V115H50ZM52 114H53V113H52ZM91 114H92V112H91ZM95 114H96V113H95ZM117 114H120V113H117ZM0 115H1V112H0ZM4 115H5V114H4ZM7 115H8V114H7ZM9 115H10V114H9ZM11 115H10V116H11ZM24 115H25V114H24ZM32 115H33V114H32ZM54 115H55V114H54ZM83 115H84V116H83ZM88 115H89V114H88ZM115 115H116V114H115ZM232 115H233V113H232ZM235 115H236V114H235ZM5 116H6V115H5ZM34 116H33V117H34ZM79 116H81V115H79ZM79 116L77 115L78 118H79ZM94 116H97V114L94 115ZM128 116H129V115H128ZM77 117H76V119H77ZM82 117H81V118H82ZM89 117H90V116H89ZM89 117H87V118L89 119ZM129 117H130V116H129ZM129 117H128V118H129ZM263 117H264V116H263ZM0 118H1V117H0ZM87 118H85V119H87ZM111 118H113V117H111ZM151 118H152V117H150V118L148 117V118H147L148 120H149V119L151 120V121H149V122H152V124H153V122H155V123H157V124L154 123V125H158V123L160 122L159 119H157L159 122H158V121L156 122V121H153V120H155L154 117H153V118H154L153 120H152ZM49 119H50V118H49ZM53 119H54V118H53ZM79 119H80V118H79ZM85 119H84V121H85V123H87L88 121L86 122ZM90 119H91V118H90ZM90 119H89V120H90ZM93 119H94V118H93ZM262 119H263V118H262ZM1 120H2V119H1ZM34 120H35V119H34ZM134 120L136 121L137 119H134ZM175 120H176L177 122H176L173 126H168V125H167L168 128H172V129H173V127L176 128L175 130H176V131H179V132H178V135L181 133V131H182V133H183V131H184V134H185V135L187 134V132H188V135H190V133H189L190 131H189V130H191V129H189L187 132H185V130L182 129L183 126H182V123L180 122V121H182V119H181L180 121H179V119H175ZM183 120H184V119H183ZM257 120H258V119H257ZM49 121H50V120H49ZM53 121H54V120H53ZM163 121H164V120H163ZM184 121H185V120H184ZM246 121H247V120H246ZM32 122L34 123V121H32ZM32 122H31V124L34 125ZM73 122H74V120H73ZM105 122H106V121H105ZM149 122H148V123H149ZM168 122H169V121H168ZM168 122H167V123H168ZM203 122H204V121H203ZM212 122H213V121H212ZM48 123H49V124H48ZM91 123H93V122H91ZM126 123H127V122H126ZM136 123H137V122H136ZM139 123H140V122H139ZM144 123H145V122H144ZM146 123H147V122H146ZM165 123H166V122H165ZM167 123H166V124H167ZM172 123H173V122H172ZM197 123H198V122H197ZM197 123H195L194 125H196ZM210 123H211V122H210ZM210 123H208V124H210ZM29 124H30V122H29ZM31 124H30V125H31ZM189 124H191V123H189ZM189 124H188V126H189ZM204 124H205V122H204ZM249 124H250V123H249ZM25 125H26V124H25ZM87 125H88V124H87ZM95 125H96V124H95ZM137 125H139V124H137ZM140 125H142V124H140ZM150 125H151V124L148 125L149 128H150ZM154 125H153V126H154ZM183 125H184V124H183ZM194 125L192 124V126L190 125V127H193ZM197 125H198V124H197ZM200 125H201V127H203L202 124H200ZM205 125H206V124H205ZM205 125H204V126H205ZM211 125L213 126L214 123H213V124H210L209 127H210ZM27 126H28V125H27ZM27 126H26V127H27ZM34 126H35V125H34ZM93 126H94V125H93ZM98 126H99V125H98ZM98 126H97V127H98ZM151 126H152V125H151ZM161 126H162V125H161ZM161 126H160V127H161ZM165 126H166V125H165ZM198 126H199V125H198ZM198 126H197V129H198ZM215 126H216V125H215ZM215 126L213 127L214 132L211 130L213 133H216V131L218 132V129H216ZM31 127H32V126H31ZM31 127H30V128H31ZM83 127H84V125H83ZM141 127H142V126H141ZM154 127H155V126H154ZM154 127H153V128H154ZM158 127H159V125H158ZM158 127L156 126L157 129H158ZM160 127H159V128H160ZM194 127H195V126H194ZM207 127H208V126H207ZM216 127H217V126H216ZM34 128H35V127H34ZM36 128H37V127H36ZM51 128H52V127H51ZM146 128H147V126H146ZM151 128H152V127H151ZM161 128H162V127H161ZM163 128H164V127H163ZM195 128H196V127H195ZM199 128H200V127H199ZM225 128H226V127H225ZM28 129H29V128H28ZM31 129H32V128H31ZM37 129H38V128H37ZM113 129H114V128H113ZM185 129H186V125H185ZM202 129H203V128H202ZM205 129H206V128H205ZM99 130H100V128H99ZM118 130H119V129H118ZM118 130H117V131H118ZM143 130H144V129H143ZM180 130H181V131H180ZM186 130H187V129H186ZM223 130H225V129H223ZM223 130H221V131H223ZM24 131H25V127H24V126H23V127H22V126H17V127H11V126H10V127H9V126H7V125L4 126V125H1V124H0V150H3L4 153L9 154V153H10V150L12 149V146H14V144L17 142V140L20 139V142H21V136L23 135ZM28 131H30V130H28ZM126 131H127V130H126ZM192 131H193V130H192ZM192 131H191V133H192ZM202 131H203V130H202ZM208 131L210 132V130H208ZM37 132H38V131H37ZM51 132H52V131H51ZM124 132H125V129H124ZM171 132H172V131H171ZM193 132H194V131H193ZM198 132H199V131H198ZM198 132H196L195 135H198V134H199ZM29 133H32V132H29ZM29 133H28V134H29ZM33 133H34V132H33ZM98 133H99V132H98ZM205 133H208V132L205 131ZM229 133H230V134H234V133H236V132H235L234 130H229ZM24 134H25V133H24ZM38 134H39V133H38ZM38 134H37V135H38ZM126 134H127V132L125 133V135H126ZM203 134H204V132H201V134H200V135H202L201 137H202V138H204V137L207 138V137H206L207 134H205V136H204ZM218 134H220V133H218ZM26 135H27V134H25V136H26ZM83 135H84V134H83ZM110 135H111V134H110ZM180 135H181V134H180ZM214 135H215V134H214ZM33 136H34V135H33ZM33 136H32V137H33ZM126 136H127V135H126ZM198 136H199V135H198ZM215 136H216L215 138H217L218 135H215ZM239 136H241V135H239ZM22 137H23V136H22ZM221 137H222V136H221ZM230 137H231V136H230ZM232 137H235V139L238 138V136H235V135L232 136ZM29 138H30V137H29ZM34 138H36V137L34 136ZM205 138H204V139H205ZM208 138H209V136H208ZM212 138H213V137H212ZM91 139H92V138H91ZM223 139H224V138H223ZM244 139H245V138H244ZM104 140H105V139H104ZM207 140H208V139H207ZM213 140H216V139H213ZM220 140H222V138H221ZM245 140H246V139H245ZM87 141H88V139H87ZM223 141H224V140H223ZM223 141H222V143H223ZM225 141H228V140H225ZM52 142H54V141H52ZM108 142H109V141H108ZM232 142H233V141H232ZM34 143H35V141H34ZM210 143H211V142H210ZM228 143L233 144V143H231V142H229V141H228ZM228 143L225 142V144H227V146L229 145ZM17 144H19V142H18ZM108 144H109V143H108ZM225 144H224V145H225ZM242 144H244V143H242ZM101 145H102V144H101ZM200 145H201V143H200ZM233 145H235V144H233ZM55 146H56V144H55ZM14 147H15V149H16V146H14ZM94 147H95V146H94ZM101 147H102V146H101ZM118 147H119V146H118ZM200 147H201V146H200ZM206 147H207V146H206ZM31 148L29 147L30 152H31V150H32ZM54 148H55V149H54ZM81 148H82V147H81ZM96 148H98V147L96 146ZM105 148H106V147H105ZM115 148H116V147H115ZM82 149H84V148H82ZM201 149H202V148H201ZM97 150H98V149H97ZM101 150H102V149H101ZM3 151H2V152H3ZM25 151H26V150H25ZM33 151H32L31 153H30L29 151H27V153H30L29 155H31V156H32V154H33V156H35V154H34L35 152L33 153ZM84 151H85V150H84ZM84 151H82V152L84 153ZM95 151H96V150H95ZM115 151H116V150H115ZM180 151H181V150H180ZM54 152H55V153H54ZM86 152H87V151H85V153H86ZM117 152H118V151H117ZM13 153H14V152H13ZM85 153H84V154H85ZM87 153H88V152H87ZM99 153H100V151H99ZM114 153H115V152H114ZM114 153L112 152L111 155L114 154ZM185 153H186V154H185ZM14 154H16V153H14ZM24 154H26V153L24 152ZM24 154H22V155H24ZM84 154H83V155H84ZM117 154H118V153H117ZM171 154L173 155V153H171ZM171 154H169V155H166V154H165V156H166L165 158H168V156H169V158H170V155H171ZM175 154H176V153H175ZM175 154H174V155H175ZM180 154H181V153H180ZM184 154H185L186 156L188 155L186 151L183 153V156L185 157ZM16 155H18V154H16ZM16 155H14L15 158H16ZM86 155H88V158H89L90 154L88 153V154H86ZM93 155H94V154H93ZM93 155L91 156V158H92V157L95 158V155H96V158H95V159H96V160L99 159V158H97V154H95L94 156H93ZM98 155H99V154H98ZM103 155H104V154H103ZM120 155H121V154H120ZM178 155H179V154H178ZM190 155H191V154H190ZM190 155H189L188 157H190ZM199 155H200V154H199ZM5 156H6V154H4L3 156H1V157H2V158H1L2 161L0 160V162H1L0 164H2V163H4V162H7L8 159H5ZM7 156H9V155H7ZM10 156H11V155H10ZM84 156H85V155H84ZM101 156H102V155H101ZM101 156H99V157L101 158ZM118 156H119V155H118ZM127 156H128V154L125 155L126 159H127ZM161 156H164V155H161ZM175 156H176V155H175ZM181 156H182V155H180V157H181ZM191 156H192V155H191ZM105 157H106V156H105ZM184 157H182V158L184 159ZM192 157H195V155L192 156ZM220 157H221V156H220ZM3 158H4L6 161H4ZM8 158H11V157H8ZM13 158H14V157H13ZM108 158H109V157H108ZM115 158H116V160L118 159L117 156H116V154H115ZM115 158L113 157V160L117 163V161L115 160ZM121 158H122V157H121ZM121 158H119V159H121ZM128 158H129V157H128ZM209 158H210L209 155H200V156L197 157V159H199V161H200V164H202L201 161L204 162V164H202L203 171L206 170L205 173H202V175H204V177H205V176H209V174H211V173L213 172V170H211V169L208 167V165L206 164V163L209 161V160H208ZM222 158H223V157H222ZM226 158H227V157H225L224 160H225ZM33 159H34V158L32 157V160H33ZM76 159H77V158H76ZM78 159H79V157H78ZM78 159H77V160H78ZM92 159H93V158H92ZM119 159H118V160H119ZM157 159H158V161H157V165L159 166V163L162 161L163 158L160 157V158H157ZM178 159H179V158H178ZM178 159H177V160H178ZM180 159H181V158H180ZM190 159H191V158H190ZM11 160H12V159H11ZM99 160H100V159H99ZM105 160H106V158H105ZM109 160H110V159H109ZM132 160H133V159H132ZM261 160H262V159H261ZM9 161H10V160H9ZM37 161H38V160H37ZM79 161H80V159H79ZM100 161H102V159H101ZM110 161H111V162L108 163V165H107V163H106L105 161H102V165H103V162H104V164L106 163V165H107L108 168H109L110 164L112 163V160H110ZM126 161H127V160H126ZM128 161H130V160H128ZM182 161H183V160H182ZM33 162H35V159L33 160ZM205 162H206V163H205ZM37 163H38V162H37ZM78 163H79V162H78ZM118 163L120 164V160H119ZM118 163H117V164H118ZM185 163H186V161H185ZM185 163L183 162V164H185ZM112 164L114 165L115 163L113 162ZM117 164H116V165H117ZM124 164H125V163H124ZM153 164H154V163H153ZM180 164H182V163H180ZM154 165H156V163H155ZM192 165H193V164H192ZM203 165H204V166H203ZM107 166L104 165L105 168H106ZM114 166H115V165H114ZM172 166H173V165H172ZM177 166H178V165H177ZM37 167H38V166H37ZM37 167H36V168H37ZM53 167L55 168V165H54ZM77 167H78V166H77ZM111 167H112V165L110 166V168H111ZM115 167H116V166H115ZM117 168H118V167H117ZM126 168H127V167H126ZM129 169H130V167H129ZM158 169H160V168H158ZM253 169H256V168H253ZM262 169H263V168H262ZM126 170H128V168H127ZM161 170H162V169H161ZM131 171H132V169L130 170V172H131ZM168 171H169V170H168ZM171 171H172V170H170L169 172H171ZM37 172L39 173V171H37ZM55 172H56V171H55ZM127 172H129V171H126V173H127ZM130 172H129V173H130ZM133 172H134V171H132V173H133ZM159 172L161 173L162 171L159 170ZM165 172H166V171H165ZM220 172H221V171H220ZM116 173H117V172H116ZM132 173H130V174L132 175ZM163 173H164V172H163ZM166 173H167V172H166ZM208 173H209V174H208ZM130 174H129V175H130ZM44 175L41 176V175L39 174V177H40V176H41V177L38 178V179H41L42 177H44ZM53 175H54V174H52V176H53ZM156 175H157V174H156ZM248 175H249V174H248ZM5 176H6V175H5ZM158 176H159V175H157V177H158ZM166 176H168L167 178H168L169 182H172V183H173V182L175 181V178H174L173 176H171V175H166ZM252 176H253V175H252ZM45 177H46V175H45ZM49 177H50V175H49ZM55 177H56V176L54 175V178H55ZM114 177H115V176H114ZM128 177H129V176L127 175V176H126L127 180H130ZM163 177H164V176H163ZM211 177H213V176H211ZM211 177H210V178H211ZM217 177H218V176H217ZM47 178H48V177H46L45 181H43V180H44V179H43L41 182H39V183L42 184L43 186L45 185L46 188H48V187H49L48 184H50V183H49L50 179H49V181H48V183H47ZM54 178H53V179H54ZM116 178H117V177H116ZM158 178H159V179L162 178V175H161L160 177H158ZM207 178H209V177H207ZM207 178H205V179H207ZM162 179H164V178H162ZM189 179H191V175H190V178H189ZM260 179H262V177H261ZM24 180H25V179H24ZM55 180H56V178H55ZM210 180H211V182H212L213 178L210 179ZM214 180H215V179H214ZM214 180H213V181H214ZM231 180H232V179H231ZM11 181H12V180H11ZM219 181H220V180H219ZM33 182H34V181H33ZM128 182L130 183V181H128ZM148 182H149V181H148ZM166 182H167V180H166ZM169 182L167 183L168 185H170ZM223 182H224V181H223ZM258 182H259V181H258ZM53 183H54V182H53ZM129 183H128V184H129ZM183 183H186V185H187L188 182H187L185 179L181 178V179L179 180V183H177V186L180 188L181 186H184ZM215 183H216V182H215ZM219 183H220V182H219ZM32 184H33V183H32ZM34 184L36 185V183H34ZM152 184H153V183H152ZM154 184H155V183H154ZM154 184H153V186H154ZM164 184H165V183H164ZM213 184H214V182H213ZM221 184H223V183H221ZM35 185H31V186L34 188V190H35V188H36V190L39 191L40 193L43 192V191H41V190H43V189H42L39 185H38L39 188H38V186L36 187ZM47 185H48V186H47ZM155 185H156V184H155ZM188 185H189V183H188ZM34 186H35V187H34ZM50 186H51V185H50ZM122 186H123V185H122ZM159 186L161 187V185H159ZM165 186H166L165 188L168 189V186H167L166 184H165ZM195 186H196V185H195ZM204 186H205L206 189L203 190L202 192H203L205 195L209 196V195H208V192H210V188H208L207 184H205ZM28 187H29V186H28ZM190 187L192 188V190H195V189L193 188V185L190 186ZM222 187H223V185H222ZM241 187H242V186H241ZM241 187H238V188H241ZM154 188H155V187H154ZM165 188H164V189H165ZM169 188H170V187H169ZM196 188H198V187H196ZM199 188H201V187H199ZM24 189H25V188H24ZM39 189H40V190H39ZM159 189H160V191H159ZM173 189H174V188H173ZM234 189H237V187L234 188ZM30 190H31V189H30ZM48 190H49V188H48ZM157 190H158L159 192H161V188L158 187ZM171 190H172V188L170 189L169 192H171ZM199 190H200V189H199ZM263 190H264V189H263ZM44 191H46V190H44ZM54 191H55V190H54ZM151 191H152V190H151ZM158 191H157V192H158ZM173 191H174V190H173ZM173 191H172V192H173ZM47 192H48V191H47ZM47 192H46V193H47ZM49 192H50V190H49ZM157 192H156V193H157ZM162 192H164V191H162ZM166 192H167V191H166ZM197 192H198V191H197ZM216 192H217V191H216ZM40 193H39V194H40ZM44 193H45V192L42 193L43 196H44ZM42 194L40 195V197L42 196ZM48 194H49V193H48ZM48 194L45 195V203H44V204H45V210H43V211H45L46 213H48V215H50V216L52 217V215H51L52 213H51L50 211H52V210L54 209V203H55V202L53 201V198H50V197H52V195L50 196L51 193H50L49 195H48ZM54 194H55V196H56V192H55ZM58 194H59V193H58ZM160 194H161V193H160ZM160 194H159V195H160ZM153 195H154V194H153ZM172 195H173V194H172ZM182 195H183V198H184V199H185V198L188 199V200L185 199L186 202L189 201V202H190V205H191V203H192V205H194L195 201L193 200V198L190 199V197H191L190 195H185V193H183ZM197 195H198V194H197ZM200 195H201V194H200ZM53 196H54V195H53ZM161 196H162V195H161ZM40 197H39V198H40ZM174 197H175V196H174ZM201 197H203V200L206 199L203 195H201ZM54 198H55V197H54ZM57 198H58V196H57ZM158 198H159V197H158ZM43 199H44V197H43L42 199H40V200L42 201ZM208 199H210L211 201H213L212 198H208ZM208 199H207V201H209ZM36 200H38V199H36ZM40 200H39V202H40ZM216 200H217V199H216ZM56 201H58V200L56 199ZM156 201H157V200H156ZM164 201H165V200H164ZM157 202H158V201H157ZM161 202H162V201H161ZM217 202H218V200H217ZM238 202H239V201H238ZM238 202H237V203H238ZM11 203H12V202H11ZM42 203H43V201H42ZM159 203H160V202H159ZM205 203H206V202H205ZM210 203H211V202H210ZM237 203H236V204H237ZM64 204H65V203H64ZM77 204H78V203H77ZM137 204H138V203H137ZM195 204H197V203H195ZM240 204H241V203H240ZM8 205H9V204H8ZM55 206H56V205H55ZM58 206H59V205H58ZM122 206H123V205H122ZM195 206H196V205H195ZM260 206H261V205H260ZM56 207H57V206H56ZM162 207H163V206H162ZM196 207H198V208L200 209V206L197 205ZM145 208H146V207H145ZM233 208H234V207H233ZM10 209H11V208H10ZM240 209H241V208H240ZM257 209H258V208H257ZM54 210H55V209H54ZM58 210H59V209H58ZM176 210H177V209H176ZM229 210H230V209H229ZM232 210H233V209H232ZM9 211H10V210H9ZM254 211H255V210H254ZM15 212H16V211H15ZM45 212H42L41 215H42L43 213H45ZM186 212H187V211H186ZM191 212H192V211H191ZM197 212H198V211H197ZM260 212H261V211H260ZM17 213H18V212H17ZM50 213H51V214H50ZM187 213H188V212H187ZM253 213H254V212H253ZM14 214H15V213H12L13 216H10V215H8V216H10L11 219H12V217H13V219H14V216H16L15 218H17L18 215H19V213H18L17 215H14ZM20 214H21V213H20ZM22 214H23V213H22ZM241 214H242V213H239V212H235V213L233 212L232 214L229 213L228 216H229V219H230V223L227 222L229 219H228L227 221L225 220V221H226L231 227H233V229L238 230L239 232H240V227L242 226V223L240 222V218L242 217ZM250 214H251V213H250ZM256 214H257V213H256ZM41 215L39 214V217H40ZM59 216H60V215H59ZM129 216H130V214H129ZM193 216H194V215H193ZM198 216H199V215H198ZM198 216H197V217H198ZM10 217H9V219H10ZM31 217H32V216H31ZM35 217L38 218V219H36V220H39V217H38V216H35ZM6 218H8V217H6ZM58 218H59V217H58ZM198 218H199V217H198ZM200 218H201V217H200ZM9 219H6V220H9ZM17 219H18V218H17ZM33 219H34V217H33ZM54 219H55V218H54ZM194 219H196V218H194ZM241 219H242V218H241ZM36 220H35V221H36ZM59 220H61V219L59 218ZM59 220H58V222H59ZM9 221H10V223H12L14 220H13L12 222H11V220H9ZM203 222H204V221H203ZM219 222L222 223V221H219ZM24 223H25V222H24ZM38 223H39L38 227H40L42 230L47 231L46 236L50 235V236L47 237V239H48L49 237H51V239H50V243H51L53 240H54L53 242H56L55 239H52V238H54V237H53V226H52V225H53V222H52V221L47 222V221L42 220L41 222L38 221ZM55 223L58 224L56 221H55ZM12 224H13V223H12ZM16 224H17V223H16ZM16 224H15V225H16ZM20 224H21V223H20ZM28 224H29V223H28ZM223 224L225 225L224 222H223ZM228 224H227V225H228ZM17 225H18V224H17ZM59 225H60V224H59ZM59 225H58V226H59ZM129 225H130V224H129ZM227 225H226V227H227ZM5 226H6V225H5ZM7 226H8V225H7ZM20 226L22 227V225H20ZM30 226H31V225H30ZM28 227H29V226H28ZM224 227H225V226H224ZM231 227H230V228H231ZM17 228H19V226H18V227H16V226L3 227V225L0 224V239H1L2 237H4V235L7 234V233H9V232H10V235H12L11 232L14 233V231H15V233H16V231H19V230H17ZM25 228H26V227H25ZM54 228H55V224H54ZM22 229H23V228H22ZM22 229H21V230H22ZM33 229H34V228H33ZM38 229H39V228H37V231H38ZM222 229H223V228H222ZM55 231H56V230H55ZM6 232H7V233H6ZM249 232H250V231H249ZM25 233H27V232H25ZM40 233H41V232L39 231L38 234H40ZM48 233H49V234H48ZM206 233H207V232H206ZM18 234H20V233L18 232ZM215 234H217V233H215ZM215 234H214V235H215ZM14 235H15V234H14ZM21 235H22V234H21ZM40 235H41V234H40ZM43 235H44V234H43ZM43 235H42V236H43ZM239 235H240V234H239ZM35 236H36V235H35ZM38 236H39V235H38ZM158 236H160V235H158ZM161 236H162V235H161ZM9 237H12V236H9ZM163 237H164V236H163ZM34 238H36V237H34ZM239 238H240V237H239ZM47 239H45V240H46L47 242H49ZM113 239H114V238H113ZM158 239H159V238H157V240H158ZM5 240H6V239H5ZM15 240H16V239H15ZM22 240H23V239H22ZM59 240H60V239H59ZM157 240H156V241H157ZM46 241H45V242H46ZM57 241H58V240H57ZM222 241H223V240H222ZM0 242H2V241L0 240ZM4 242H5V241H4ZM60 242H62V245L64 244L63 241H60ZM108 242H109V241H108ZM200 242H201V241H200ZM13 243H14V242H13ZM18 243H19V242H18ZM50 243H48V244H49V247H50V246H51V247L54 246L53 243H52V244H50ZM112 243H113V242H112ZM9 244H11V242H10ZM55 244H56V243H55ZM65 244H67V243L65 242ZM1 245L4 246L3 244H1ZM20 245H21V243H20ZM230 245H231V244H230ZM260 245H261V244H260ZM18 246H19V245L16 244V245L14 246V247H16L15 249H17ZM63 246H64V245H63ZM210 246H212V245H210ZM4 247H7V246H4ZM4 247H3V251L5 252ZM23 247H24V246L22 245V248H23ZM194 247H195V246H194ZM196 247H197V246H196ZM236 247H240V244H238V245H232L230 250H231V251H234V249H232V248H236ZM1 248H2V247H1ZM7 248H8V247H7ZM7 248H6V250H7ZM55 248H56V247L54 246V249H55ZM70 248L73 250V247H70ZM46 249H47V248H46ZM197 249H198V248H197ZM18 250H19V249H18ZM20 250H21V247H20ZM57 250H58V249H57ZM63 250H64V249H63ZM74 250H75V249H74ZM0 251H1V250H0ZM7 251H10V250H7ZM51 251L53 252V250H51ZM55 251H56V250H54V252H55ZM188 251H189V250H188ZM221 251H223V250H220V251L217 250V249H212V250H211V252H212V253L214 254V256L216 257V260L213 261L212 264H221L222 260H219V259H220V258H219V255H221V254L223 253V252H221ZM243 251H245V249H243ZM15 252H16V251H15ZM54 252H53V253H54ZM57 252H58V251H57ZM63 252H64V251H63ZM189 252H190V251H189ZM11 253H12V252H9L8 254H11ZM53 253H52V254H53ZM191 253H192V252H191ZM218 253H219V255H218V257H217V254H218ZM2 254H3V253H2ZM16 254H17V252H16ZM16 254H11V255H12V257H13V255H16ZM18 254H20V253H18ZM47 254H48V253H47ZM244 254H245V253H244ZM20 255H21V254H20ZM20 255H19V256H20ZM48 255H49V254H48ZM55 255H56V254H55ZM59 255H60V254H59ZM84 255H87V253L84 254ZM7 256H10V255H7ZM65 256H66V254H65ZM14 257H15V256H14ZM16 257H17V259L20 258V257L18 258V255H16ZM54 257H55V256H54ZM57 257H58V256H57ZM87 257H88V256H87ZM221 257H222V255H221ZM52 258H53V257H52ZM88 258H89V257H88ZM4 259L6 260L5 257H4ZM55 259H56V258H55ZM55 259H54V260H55ZM65 259H66V258H65ZM89 259H90V258H89ZM261 259H262V257L259 258V262L255 261L254 264H255V263H257V264L261 263V261H260ZM48 260H50V258H48ZM52 260H53V259H52ZM90 260H91V259H90ZM46 261H47V260H46ZM66 261H67V259H66ZM130 261H131V260H130ZM253 261H254V260H253ZM253 261H250V262H253ZM49 262H50V261H49ZM55 262H56V261H55ZM55 262H53V263H55ZM1 263H2V262L0 261V264H1ZM53 263H52V264H53ZM59 263H60V262H59ZM135 263H136V262H135ZM204 263H205V262H204ZM222 263H223V262H222ZM236 263H237V262H236ZM240 263H241V262H240ZM2 264H3V263H2ZM61 264H64V261H63V260H61ZM66 264H67V263H66ZM88 264H89V263H88ZM127 264H130V263H127ZM262 264H263V263H262Z\"/></svg>",
  "mask_w": 264,
  "mask_h": 264
}]
</instances>
